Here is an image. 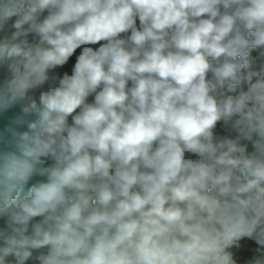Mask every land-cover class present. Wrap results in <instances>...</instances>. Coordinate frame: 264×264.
Returning <instances> with one entry per match:
<instances>
[{
	"label": "clouds",
	"instance_id": "clouds-1",
	"mask_svg": "<svg viewBox=\"0 0 264 264\" xmlns=\"http://www.w3.org/2000/svg\"><path fill=\"white\" fill-rule=\"evenodd\" d=\"M0 71V264H264V0H0Z\"/></svg>",
	"mask_w": 264,
	"mask_h": 264
},
{
	"label": "crops",
	"instance_id": "crops-1",
	"mask_svg": "<svg viewBox=\"0 0 264 264\" xmlns=\"http://www.w3.org/2000/svg\"><path fill=\"white\" fill-rule=\"evenodd\" d=\"M248 150L252 151V145H249ZM241 244L242 247L237 253L241 260L255 259L264 254V249H261L253 240L245 239Z\"/></svg>",
	"mask_w": 264,
	"mask_h": 264
},
{
	"label": "rangeland",
	"instance_id": "rangeland-1",
	"mask_svg": "<svg viewBox=\"0 0 264 264\" xmlns=\"http://www.w3.org/2000/svg\"><path fill=\"white\" fill-rule=\"evenodd\" d=\"M16 19V17L14 16V17H11L9 20H8V23H12L14 20ZM137 23H139L138 21H137ZM33 40V37H29V41L31 42ZM98 46V45H97ZM79 53V49L77 50V54ZM257 55V53L255 52V51H253L252 53H251V56H256ZM74 61H75V56L72 58V60H71V62H70V64L68 65V66H66L64 69H61V71H65V70H67V71H70V68H71V64L72 63H74ZM0 76L4 79V76H5V73L3 72V71H0ZM230 95H234V93H229ZM93 99V97H89V100H92ZM215 133H216V135H218V136H227V135H230V134H233V133H231L230 132V129L229 128H226L224 125H223V123L222 122H218V124H217V126H216V129H215ZM249 145H251V144H249ZM249 145H248V149H249Z\"/></svg>",
	"mask_w": 264,
	"mask_h": 264
},
{
	"label": "water",
	"instance_id": "water-1",
	"mask_svg": "<svg viewBox=\"0 0 264 264\" xmlns=\"http://www.w3.org/2000/svg\"><path fill=\"white\" fill-rule=\"evenodd\" d=\"M3 82V78L0 76V83ZM20 112V107L17 105L13 108H11L10 110H8L7 112L4 113H0V131H3L5 129V127L10 123V121L16 116L18 115ZM33 119L35 117H32ZM23 130V129H22ZM4 148L3 144H0V149ZM27 191V189H25V192ZM23 195V193H22Z\"/></svg>",
	"mask_w": 264,
	"mask_h": 264
},
{
	"label": "built area",
	"instance_id": "built-area-1",
	"mask_svg": "<svg viewBox=\"0 0 264 264\" xmlns=\"http://www.w3.org/2000/svg\"><path fill=\"white\" fill-rule=\"evenodd\" d=\"M0 223H2V222H0Z\"/></svg>",
	"mask_w": 264,
	"mask_h": 264
}]
</instances>
